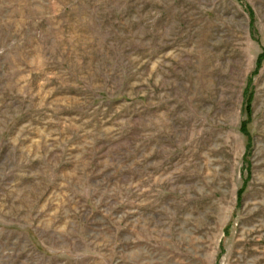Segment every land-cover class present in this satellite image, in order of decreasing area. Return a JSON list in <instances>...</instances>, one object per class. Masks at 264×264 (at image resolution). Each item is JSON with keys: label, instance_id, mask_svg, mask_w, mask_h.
I'll list each match as a JSON object with an SVG mask.
<instances>
[{"label": "rangeland", "instance_id": "obj_1", "mask_svg": "<svg viewBox=\"0 0 264 264\" xmlns=\"http://www.w3.org/2000/svg\"><path fill=\"white\" fill-rule=\"evenodd\" d=\"M0 264H264V0H0Z\"/></svg>", "mask_w": 264, "mask_h": 264}]
</instances>
